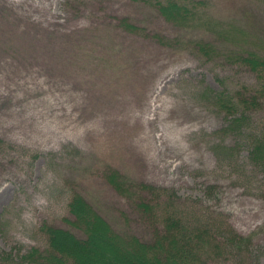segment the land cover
I'll return each mask as SVG.
<instances>
[{
	"label": "rangeland",
	"instance_id": "1",
	"mask_svg": "<svg viewBox=\"0 0 264 264\" xmlns=\"http://www.w3.org/2000/svg\"><path fill=\"white\" fill-rule=\"evenodd\" d=\"M160 1L0 0V264L47 249L50 226L81 237L68 208L76 193L115 229L144 235L143 195L114 190L112 170L157 188L147 198L190 227L209 226L225 247L209 263L264 264V142L252 155L264 106L233 116L215 99L258 78L191 44L264 55V0H202L237 32L229 44L166 21Z\"/></svg>",
	"mask_w": 264,
	"mask_h": 264
},
{
	"label": "trees",
	"instance_id": "2",
	"mask_svg": "<svg viewBox=\"0 0 264 264\" xmlns=\"http://www.w3.org/2000/svg\"><path fill=\"white\" fill-rule=\"evenodd\" d=\"M183 1H160L158 11L166 21L186 30L204 28L207 34L213 33L227 44L233 38L236 39L234 36L237 32L233 27L221 24L213 16L203 12L199 7L202 0H188V4ZM125 26L132 33L142 31L140 27L130 23ZM216 42L201 36L191 39L193 47L203 56L239 61L258 78L255 84L238 87L227 94L224 91L217 93L216 105L220 109L225 108L233 116L240 111H252L258 106H264V55L251 49H242L238 47L239 43L225 48ZM242 117H234L233 123L237 124L244 119ZM259 138L255 137L253 144L256 145L252 151L257 159L263 156L260 146L264 139ZM1 142L3 140L0 139V144ZM107 181L123 196L136 198L137 194L139 197L143 195L138 207L140 217L145 222L144 235L141 236L137 231L115 229L81 194L76 193L68 208L73 216L71 224L75 230L82 232V236L50 226L47 228L49 247L43 251L33 249L27 253L24 256L26 264H87V260L94 262L93 264H211L208 261L210 255L216 259L222 256V248L225 247L218 242L213 243L209 226L190 227L175 208L161 205L165 202L164 199L159 198L155 202L147 198V193L157 191L154 186L127 180L117 170L108 173ZM242 239L244 238L239 237L234 240ZM67 240L70 244H67ZM206 251L210 252L207 257Z\"/></svg>",
	"mask_w": 264,
	"mask_h": 264
}]
</instances>
